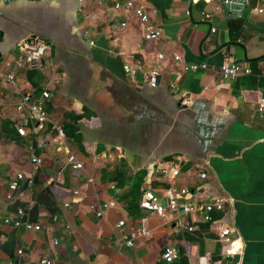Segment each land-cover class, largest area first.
<instances>
[{"label": "crops", "instance_id": "0c3cea01", "mask_svg": "<svg viewBox=\"0 0 264 264\" xmlns=\"http://www.w3.org/2000/svg\"><path fill=\"white\" fill-rule=\"evenodd\" d=\"M138 1L153 11L156 41L143 39L131 11L113 8L123 0L0 1V264H264V111L256 108L264 96V0ZM119 21L126 25L114 28ZM32 33L47 43L41 62L18 65L17 44ZM134 58L157 68L155 87L123 72ZM224 59L250 73L223 79L216 68ZM202 62L205 69H183ZM41 90L50 93L43 125L27 107L14 109ZM185 97L188 105L180 104ZM68 155L81 166L71 167ZM161 165L178 174L155 173ZM169 185L223 197V207L211 221L200 211L129 212L144 190L161 195ZM17 208L39 228L4 223ZM130 225L149 236L126 247ZM224 226L229 256L218 238ZM165 247L175 250L170 262Z\"/></svg>", "mask_w": 264, "mask_h": 264}, {"label": "built area", "instance_id": "2783aa9c", "mask_svg": "<svg viewBox=\"0 0 264 264\" xmlns=\"http://www.w3.org/2000/svg\"><path fill=\"white\" fill-rule=\"evenodd\" d=\"M6 1V0H0ZM123 7L132 12L137 23L141 27L142 37L145 40L156 41L160 37L159 27L151 21V13L153 11L146 9L143 3L138 0H123L122 3L115 2L113 4L114 9ZM204 17L209 18L208 13L203 14ZM126 25L125 21H119L118 23L113 24L114 28H122ZM211 31L214 29L211 28ZM90 44L92 41L89 40ZM47 47L46 41L37 34H29L22 39L17 44L18 55L16 58V63L18 65L28 66H37L40 64L44 51ZM157 59L164 58V54L158 52L156 54ZM171 58L174 61H179L178 55H172ZM261 65L264 67V60H262ZM123 72L132 77L139 74L143 81L149 87H155L158 81V70L156 67H149L147 69L143 68V63L139 58H134L131 62L125 61L121 64ZM198 68L205 69V63H188L183 65L184 70H196ZM216 71L223 79L232 78L238 74H248L250 73V68L244 66L238 62L223 60L220 65L216 68ZM12 74L8 73L6 75V80H11ZM50 96L49 91L41 90L38 99H31L29 93H25L21 96L20 100L15 104V111L19 112L25 106L33 116L34 121L43 125L48 121L46 109L43 106V100H46ZM188 99L182 98L180 104L188 105ZM256 108L259 112L264 111V96L260 97L256 103ZM16 134L22 136L25 134L24 125L21 123L15 124ZM56 133L59 136L63 135V131L60 128L56 129ZM67 163L73 168H79L80 163L76 162L72 155L66 157ZM30 162L34 165L39 164L40 158L32 155L30 157ZM155 173L161 174L163 176H168L169 178H174L178 174V167L175 165L164 166L161 165L155 169ZM199 177L204 178L205 173L199 172ZM22 178V174L16 173L14 178L11 179L8 183V189L14 190L17 187V182ZM161 195L156 194L151 190H144L139 198L138 206L141 210L148 213H156L158 216L164 217L166 212H175L180 214H189L194 211L201 212V218L203 221H211L210 212L213 210H221L224 204L225 199L223 197H209L204 198L201 192L199 191H189L185 187H180L175 190L170 185L165 187ZM193 199L191 201L181 200L182 198L191 196ZM10 195L6 194L5 197L8 198ZM163 200V201H161ZM17 218L10 219L7 217L3 218L4 223H8L14 227L22 226L24 229H38L39 225L37 223H29L27 221L22 222L20 220V215L22 210L16 209ZM144 221V218H141V222ZM116 225L118 227L124 226L123 220H118ZM187 230H191L192 226L188 225ZM149 230L144 225H130L127 226L125 232L122 235L123 244L126 247H131L133 242L137 238L148 237ZM219 241L222 242V255L229 256L232 253V237L230 235V229L228 227H222L218 232ZM21 250L17 249V253H20ZM176 256L175 250L172 247H165L161 253V257L164 261L170 262ZM41 264H49L50 261L47 259H40Z\"/></svg>", "mask_w": 264, "mask_h": 264}, {"label": "trees", "instance_id": "16d2710c", "mask_svg": "<svg viewBox=\"0 0 264 264\" xmlns=\"http://www.w3.org/2000/svg\"><path fill=\"white\" fill-rule=\"evenodd\" d=\"M74 120H76V117H75V116H71V118L68 119V122H69V123H72V122H74ZM69 125L72 126L73 123H72V124H69ZM62 128H63L64 130H66L64 124H63ZM137 209H138V201H137V202L135 201L134 208H133L132 210L130 209L129 212H130V213H134V212L137 211ZM220 245L222 246V242H220ZM221 246H220V247H221Z\"/></svg>", "mask_w": 264, "mask_h": 264}, {"label": "water", "instance_id": "95a60500", "mask_svg": "<svg viewBox=\"0 0 264 264\" xmlns=\"http://www.w3.org/2000/svg\"><path fill=\"white\" fill-rule=\"evenodd\" d=\"M6 1H9V0H6ZM0 35H1V31H0Z\"/></svg>", "mask_w": 264, "mask_h": 264}]
</instances>
